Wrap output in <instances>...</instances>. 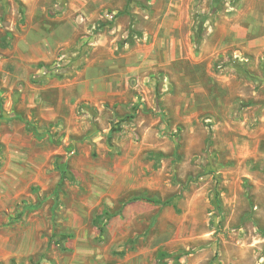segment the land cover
Segmentation results:
<instances>
[{
    "label": "rangeland",
    "instance_id": "rangeland-1",
    "mask_svg": "<svg viewBox=\"0 0 264 264\" xmlns=\"http://www.w3.org/2000/svg\"><path fill=\"white\" fill-rule=\"evenodd\" d=\"M0 126L18 264H264V0H0Z\"/></svg>",
    "mask_w": 264,
    "mask_h": 264
},
{
    "label": "crops",
    "instance_id": "crops-1",
    "mask_svg": "<svg viewBox=\"0 0 264 264\" xmlns=\"http://www.w3.org/2000/svg\"><path fill=\"white\" fill-rule=\"evenodd\" d=\"M17 78L19 79V77ZM10 124L8 125L12 126ZM26 124H27L26 122H23L22 124H15L13 127L8 128L5 136L2 137V140L5 143H9V142L14 143V139H15V143L18 144L19 146L31 145L32 141H41L40 140L41 135L39 134V132H37L33 126H32L33 130L30 127H27ZM33 175L30 174V176ZM8 239H9L8 237L7 239H5L6 245L5 244L3 245L4 242L0 244V262L11 260L12 258H15L17 254V252L14 251L17 248L9 249V247H7V243L9 241Z\"/></svg>",
    "mask_w": 264,
    "mask_h": 264
},
{
    "label": "trees",
    "instance_id": "trees-1",
    "mask_svg": "<svg viewBox=\"0 0 264 264\" xmlns=\"http://www.w3.org/2000/svg\"><path fill=\"white\" fill-rule=\"evenodd\" d=\"M112 216H113V214H110V212H108V211H105L104 213H100L94 220L95 225L100 229V231H103L104 230V221L106 219H109ZM54 237L57 239V242L60 245L62 243H64L65 238H66L65 235H61V234H54ZM0 264H4V263L0 262ZM9 264H18V263L16 262L15 258H12L10 260Z\"/></svg>",
    "mask_w": 264,
    "mask_h": 264
}]
</instances>
